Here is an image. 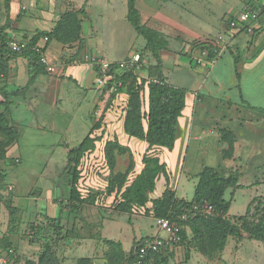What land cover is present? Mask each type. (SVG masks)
Returning <instances> with one entry per match:
<instances>
[{
  "label": "rangeland",
  "instance_id": "1",
  "mask_svg": "<svg viewBox=\"0 0 264 264\" xmlns=\"http://www.w3.org/2000/svg\"><path fill=\"white\" fill-rule=\"evenodd\" d=\"M73 1L76 3L75 6L74 3L71 5V3L64 0H11L9 4L6 0H0V20H5L8 7L11 16L15 15V23L19 28L24 27L23 23L32 24L34 28L35 24L42 22V19H39L40 15L43 16L42 14L49 12H52L51 14L61 12V17L67 11H83L85 13L80 15V19L82 23L84 22L85 40L87 46L94 52L98 51L100 56L106 57L109 55L117 61L126 59L129 56L131 58L134 54L143 52L142 50L145 49L146 45L144 38L139 36L127 21V0H112L113 2L109 6L106 5L105 0H91L90 3L87 0ZM246 1L138 0L137 8L141 10L143 22L148 21L146 23L150 28L162 27L165 33H171L172 35L173 40L170 42L169 50L164 54V73L170 84L181 85V74L183 73L181 61H187L184 56L180 55L177 48L178 44L183 43V37L179 34H173L174 30H179L186 36L189 31L195 35H216L219 24L224 20L228 21L232 11L240 10ZM255 2L260 5L264 4V0H255ZM86 3L88 4L86 5ZM86 14L89 18H86ZM2 27L6 30V26ZM24 28L28 30L22 35L24 39L18 40H26L27 37L48 33L53 29L47 31L37 27L32 31L27 26ZM243 35L250 37L248 34ZM15 39L17 38L15 37ZM52 46L57 45L53 44ZM197 53L198 51H195L194 55H197ZM8 55L10 60L22 56L21 53L15 52ZM142 60L144 61V67L139 74L140 78L157 82V79L151 76V68L155 65L151 54L146 52ZM19 75L21 76L20 72ZM20 79L21 77L18 78V80ZM123 93L126 95L125 92ZM112 104L104 106L105 109L99 121L95 124L93 137L98 138V140L95 152L88 156L89 163L85 167L86 170L83 171L85 179L82 181L81 186V197L87 203L81 207L80 212L77 214L78 217L74 219V225L77 226L78 221L79 226L75 228L74 236L77 230L76 233L81 236L77 244L92 240L96 241L99 237L98 227L104 222L103 232L101 230L103 237L121 241L125 249H130L133 240H139L143 236L156 237L160 235L167 237V234L159 230L155 218L146 215V213L133 219L132 224H130L132 215L121 214L115 210V203L118 201L116 200V193L109 194L108 192V180L112 169L110 170L108 167L105 157L107 145L115 140L119 141L121 147L126 149L116 150V165L113 173H125L128 170L131 154L135 161L134 172L137 174L143 168L142 160L147 152L148 144L127 135H124L120 140L117 135H111L109 127L113 128V124L118 123L116 114L122 107V102L118 107ZM31 105L30 107H32ZM9 106L11 111L12 104L10 103ZM98 108H100V105ZM1 111L5 112L3 105H0ZM23 111L20 110L18 114ZM31 112L35 115L34 111ZM23 113L20 117L27 115V113ZM18 114L15 115L17 119H19ZM93 115L96 116L94 113ZM8 117L12 125H15L11 119V114ZM39 118L29 113V117L21 119L27 122L17 127L19 132L17 143L7 149L5 157H0V174L3 176L0 179V264H11L14 252L10 253V250L7 251L6 249L8 244L12 245L11 239L18 243L24 255L34 256L32 255L34 249L29 248L26 243L30 227L33 224L40 223L37 219L40 213L59 216L60 207L54 206L52 202L48 203L44 199L49 192L53 193V198H56V201H62L64 204L68 203L70 176L64 173L67 154L70 149L78 146L88 133L87 128L89 126L87 124V128L78 129L75 137L73 136L74 138L69 142V132H65V129L59 126L53 127L51 118L43 122ZM66 122L65 119L61 120L63 125H66ZM74 123L75 126H80L82 120L74 118ZM106 126H108L107 129H105ZM231 130H223V133H226L225 140L227 144H232V140H236L235 134L233 135ZM3 138L0 135V139ZM58 141H61V143L57 144ZM65 141L69 142V146L64 144ZM201 147H203L201 151L197 147L194 149L196 154L190 155L185 168L186 172L197 171V165L202 169V164L209 168H222L224 172V163L227 161L228 164H237L234 174L238 176L241 183L248 185L247 183L251 180L249 171L252 168L249 164L252 160L250 158L252 150L243 146L242 158L234 161L235 146L210 145ZM164 149H156L160 159L161 155L166 153ZM219 163L222 167L218 166ZM221 175L224 176L225 173ZM167 176H169L168 167ZM129 177L133 178V174H130ZM164 178L166 179L165 176ZM174 181H178V174L175 176ZM194 182L196 184L197 179L192 177L187 179L186 175H183L178 195L188 202L194 198ZM177 185H175L176 188ZM232 192L228 191L225 196L227 200L232 199V208L229 212L233 217L231 220L246 213L249 196L248 191H239L231 198ZM194 204L211 205L208 201ZM63 209H66V207L63 206ZM41 218L44 219L43 215ZM72 218H74V215ZM67 228L70 230L71 222ZM244 238H247L246 233H244ZM234 240L230 239L225 252L221 253L222 260L221 254L217 253V256L211 258V263L208 264H264V243L252 242L246 239L238 247L239 250L236 251V240ZM62 249L60 256L62 257L65 254L66 257L64 258L70 260L71 263L72 256L76 259L81 256L76 254L82 253L80 251L71 253L67 250V247L64 252ZM201 256L203 255L200 251L185 242L169 249L165 264H206ZM24 261L22 259L21 263L25 264Z\"/></svg>",
  "mask_w": 264,
  "mask_h": 264
},
{
  "label": "crops",
  "instance_id": "2",
  "mask_svg": "<svg viewBox=\"0 0 264 264\" xmlns=\"http://www.w3.org/2000/svg\"><path fill=\"white\" fill-rule=\"evenodd\" d=\"M64 1L71 3V5L74 3V6L76 4L73 0ZM87 2L90 3L91 0H87ZM105 2L106 5L109 6L113 1L105 0ZM88 3H86V5ZM7 4H9V2H7ZM259 5L260 4L256 3L255 0H247L240 10L232 11L228 21L224 20L219 24L218 32L213 36L195 35L191 31H189L186 36L179 30H174L173 34H179L183 37V43L181 42L178 44L177 48L179 49L178 51H180V55L184 56L187 60L184 62L181 61L183 65L181 85L170 84L168 82L169 79L166 78L164 73V54H166L167 50H169L170 42L173 40L172 35L171 33H165L162 27H152V29L166 35L168 40V48L162 53V71L167 83L176 88L186 90L187 94L186 107L179 119V130L174 149L172 151L164 149L166 150V153L161 155L162 162L166 163L168 167V180H166L164 176L159 178L156 185V191L152 194L151 199L160 198L167 187L176 191L177 198L184 199L178 195L183 175H186L187 179H190L191 177L197 179V183L195 184L194 182L195 191L199 181L198 175L205 165L202 164V169H200V166L197 165V171L186 172L185 168L190 155L196 154V151L194 150L195 148L198 147L201 151L203 148L201 146L210 145H223L228 147L235 146L234 161L242 158L243 146L252 150L250 156L252 160H250L249 164L252 168L249 171L251 174V180L247 183L248 185H244L240 180L238 183L247 190L229 189L228 191H233L231 198L239 191H248V205L254 198H264V20L258 21L255 31L259 29V32L255 33L254 31V34H249L246 31H243L242 28L231 29L228 23L230 20L238 17V15L245 10H250L256 6L259 7ZM51 13L52 12L42 14L43 16L40 15L39 19H42V22L35 24L34 28L38 27L42 30H51L55 23L60 19L61 12H57L55 14ZM86 18H89L88 14H86ZM146 22L144 23L148 25ZM2 26H6L5 33H7L9 39L15 37L17 39H24L22 35L24 32L28 31L24 28L26 26L32 31L34 29L32 24L29 25L25 23H23L24 27H17L15 23V15L11 16L9 7L6 9L5 20H0V27ZM221 34L226 36L227 48L220 56H215L212 53L206 56L204 54L206 49L203 48V46H196L194 44L195 41L199 39H215ZM243 34H248L250 37ZM31 37L32 36L27 37L25 41H30ZM81 38V43H77L72 46L64 45L57 41H52L49 44H47V42L45 44V55L49 63L58 66L60 71L57 75H51L45 70H38L35 74L36 77L31 84H29L31 79L29 60L24 56L11 58L7 74L2 80H0V89H4V92L8 94V101L12 104V110L10 113L11 119L15 123L16 127L27 122L21 119L29 117V113L33 116L40 117L39 119H41L42 122L51 118L53 120V127L56 128L59 126L64 128L65 132H69V142H71L72 138H74L77 134L78 129H85L88 124L89 127L87 128V136L94 124L99 121L103 110L105 109L104 106H109L110 96H108L107 88L99 85V73L97 68L91 63V60L95 57H100L110 62H119V60L117 61L116 59L109 57V55L106 57L100 56L98 51L94 52L87 46L88 44L85 40L84 22L82 23ZM53 44L57 46H52ZM195 51H198L197 55H194ZM19 72L21 73V76L19 75ZM19 77H21L20 80H18ZM105 91H107L106 94ZM4 101L5 99L0 93V105H2ZM30 105L32 107H30ZM99 105L100 108H98ZM20 110H24L23 112L27 113V115L25 117H20V115L24 114L23 112L18 114ZM31 111H34L35 115ZM93 113L96 116H94ZM17 114L19 119L15 118V115ZM116 117L118 121V115H116ZM74 118H80L82 120V124H80V126H75ZM63 119L67 120L66 125L61 124V120ZM113 125V128L109 127V129H113L114 132L118 134V123ZM107 128L108 126L105 127V129ZM224 129H232L231 131L233 132V135L235 134L236 140H232V144L230 143L231 145L226 143L224 137L226 133H223ZM69 142L65 141L64 144L69 146ZM60 143L61 141L57 142V144ZM218 166H221L220 163ZM235 166H237V164H228L226 161L223 167L225 168L224 172L222 171V168L215 170L220 174L225 173L224 176L229 177L236 172ZM177 174L178 181H174ZM176 184H178L177 188L175 187ZM44 199L47 200L48 203L52 202L54 206L60 207L59 216H51L48 213H40L41 215L39 214L37 219L40 223H44L47 217L61 218L64 226L63 237L65 239L64 241H61L56 254L63 264H78L81 259H89L92 264H127L125 263V260L119 259L114 261V259H110L106 256L107 252L110 250L109 245L106 243L107 241L121 244L123 251L128 254L132 250L136 241L155 238L143 236L139 240H133L130 249H125L121 241L110 240L103 237V222L98 227L99 237L96 241L92 240L87 241L86 243L81 244L80 242V244H77V242L80 241L79 239L81 236L76 233L77 230L75 231L74 236L75 228L79 227L78 221L77 226L74 225V219L78 216L72 214L70 210L67 209V203L64 204L62 201H56V198H53L52 192H49ZM63 206H65L66 209H63ZM147 207L151 208L152 203L149 202ZM231 208L232 199L229 212L231 211ZM229 212L226 217L231 219L233 217ZM42 215L44 219L41 218ZM73 215L74 218H72ZM139 215H141L140 212L138 215H136V213L132 215L133 217L131 222L128 220L130 224H132L133 219H136ZM70 222L71 228L68 230L67 227ZM28 235L26 243L29 248L34 249L32 252V255H34L33 257L24 255V252L20 250L18 243L12 239L10 240L13 249L16 251V254H12V256L15 258L20 257L25 260L24 262L27 260L34 261L38 254L42 251L41 246L38 243L30 242V232ZM156 237L167 239V237H162L160 235ZM230 239L234 240L232 237L227 240L222 254L225 252ZM246 239L250 240L248 238H244L239 243L234 240L236 251L239 250L238 247H240L242 242ZM250 241L259 242L254 240ZM174 245L175 244H170L169 249L176 247V245ZM66 247L71 253H77L78 251L82 252L76 254L81 256L76 259L72 256L71 263L70 260L64 258L66 257L65 254L62 257L60 256L61 249L63 248L62 251L64 252ZM161 255L166 258L168 252L162 253ZM201 257L204 263H211L210 258L204 255ZM11 263L14 264L12 261ZM147 264H153V259L149 260Z\"/></svg>",
  "mask_w": 264,
  "mask_h": 264
},
{
  "label": "trees",
  "instance_id": "3",
  "mask_svg": "<svg viewBox=\"0 0 264 264\" xmlns=\"http://www.w3.org/2000/svg\"><path fill=\"white\" fill-rule=\"evenodd\" d=\"M6 1L10 3L11 0ZM137 3L138 0H127V21L146 42L141 56L143 59L146 52L151 54L155 62L154 67L151 68V76L156 78L157 82L140 78L135 71H127L118 78L122 82V87L117 92H125L127 97L122 106V116L118 117L119 133H115L113 129H109V131L111 135H117L119 140L127 135L146 142L148 147L142 160L143 168L139 173L134 172L135 161L130 154L128 170L125 173L115 174L113 172L116 165V150L126 149L121 147L119 141L113 140L108 143L105 157L108 167L113 170H111L108 180V192L109 194L116 193L118 201L115 203V210L127 215L146 213L155 220L170 218L181 226V241L175 245L179 246L187 242L188 245H192L202 255L210 259L215 258L217 253L223 252L229 237H233L239 243L244 239V233H246L248 239L264 243V198H254L249 203L245 215L232 220L226 217L231 207V200L225 198L226 192L229 189L244 188L238 184L239 179L235 174L226 177L213 168L205 167L198 175L199 181L192 201L188 202L177 198L176 192L170 187L166 188L160 198L151 199L152 194L156 191L159 178L165 176L168 180L167 166L161 161L156 149L165 148L170 151L174 149L178 136L179 119L186 107L187 91L167 83L162 71V53L168 48V40L164 34L148 27L143 22ZM252 9L260 10L258 21H263L264 4ZM84 13L83 11L65 12L50 32L32 36L30 46L33 47L44 37H48L47 44L52 41L68 46L81 43L82 20L80 15H84ZM5 31L4 27H0V80L8 72L10 61L8 54L12 52L7 48V42L10 39ZM256 32H259V29ZM212 40L211 38L199 39L194 44L203 46ZM21 54L30 62L31 79L29 84H31L37 71H44L45 67L37 52L29 49ZM0 93L5 99L2 103L5 106V112H0V135L4 137L2 140L0 139V157L2 158L5 157L7 149L17 143L19 132L8 117L11 113L8 94L4 92V89H0ZM116 94L110 96L109 105L115 101ZM95 126L94 124L84 140L78 146L70 149L67 154L64 173L70 176V190L66 207L75 215L87 203L81 197V186L85 179L83 171L86 170L85 167L89 163L88 156L95 152L98 140L93 137ZM152 150L153 152H151ZM130 174H133V178L129 177ZM2 177L0 174V179ZM202 201H208L213 207L209 215H203L193 210L194 203ZM149 202L152 203L151 208L147 207ZM183 216L185 219H182ZM63 231L64 226L60 217H47L44 223L33 224L30 231V242L38 243L42 251L34 261L27 260L25 264H63L56 254L61 241L65 239ZM141 241H136L128 254L123 251L121 244L107 241L110 250L106 256L114 261L120 259L125 260L127 264H135L138 261L137 249ZM6 249L10 250V253L12 251L16 254L11 244H8ZM168 249L169 245L159 252L149 253L142 264H147L151 259H153V264H165L166 258L161 254L168 252ZM21 260L20 257L11 259L14 264H23ZM78 264L92 263L89 259H81Z\"/></svg>",
  "mask_w": 264,
  "mask_h": 264
},
{
  "label": "built area",
  "instance_id": "4",
  "mask_svg": "<svg viewBox=\"0 0 264 264\" xmlns=\"http://www.w3.org/2000/svg\"><path fill=\"white\" fill-rule=\"evenodd\" d=\"M259 14L260 10H245L239 14L238 17L228 22L229 27L231 29L242 28L243 31H246L249 34H254L256 24L258 23ZM226 40V36L222 34L218 35L211 42L203 45V48L206 49L204 54L206 56L210 53L214 54L215 56L222 55L227 48ZM30 42L31 41L29 40L25 41L11 38L7 42V48L15 53H22L29 49L37 52L40 54V61L45 67V71L51 75H57L60 71L59 67L54 64H50L45 55V44L48 42V37L42 38L33 47L30 46ZM143 62L144 61L141 59V54H134L131 58L129 57L128 59L119 62H110L100 57H95L91 60V63L97 68L99 73V85L101 87L108 88V96L117 93L115 101L112 105L118 107V105L122 102L123 106V103L126 101L127 97L124 93L117 92L119 88L122 87V82L118 78L127 71H135L139 76L144 67ZM122 109L123 107H121L116 114L119 118L122 116ZM193 210L203 215H209L212 212L213 207L211 205L194 204ZM182 219H185V216H183ZM156 224L159 230L167 234V239L155 237L140 242L137 249L138 261L135 264H142V261L149 253L159 252L165 246L177 244L181 241V226L178 223L173 222L170 218H158L156 219Z\"/></svg>",
  "mask_w": 264,
  "mask_h": 264
}]
</instances>
